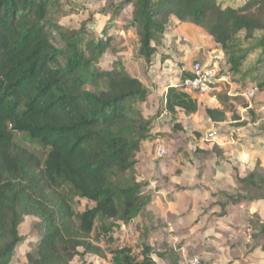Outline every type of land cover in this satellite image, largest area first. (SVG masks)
I'll return each mask as SVG.
<instances>
[{
    "label": "trees",
    "instance_id": "trees-1",
    "mask_svg": "<svg viewBox=\"0 0 264 264\" xmlns=\"http://www.w3.org/2000/svg\"><path fill=\"white\" fill-rule=\"evenodd\" d=\"M128 7L129 18L120 22ZM57 10L59 0H0V264H13L25 217L37 219L40 235L24 264H71L86 255L105 261L93 238L98 221L128 225L147 206L136 158L146 141L159 138L151 126L164 108L148 120L132 113L146 86L121 69H98L111 31L131 32L147 67L174 24L193 25L220 47L234 86L264 94V0H123L101 10L108 19L97 37L87 29L94 13L69 29L52 20ZM165 108L174 119L173 106ZM206 117L226 119L215 109ZM17 135L41 156L18 144ZM233 181L241 191L259 192L250 200L264 204V179L251 173ZM74 199L91 205L75 213ZM251 218L249 250L263 251L264 217ZM109 254L117 264H157L146 245L137 255L128 247Z\"/></svg>",
    "mask_w": 264,
    "mask_h": 264
},
{
    "label": "crops",
    "instance_id": "crops-1",
    "mask_svg": "<svg viewBox=\"0 0 264 264\" xmlns=\"http://www.w3.org/2000/svg\"><path fill=\"white\" fill-rule=\"evenodd\" d=\"M163 41L168 50L160 47L149 66H144L142 70L143 72L146 70V77L153 84L157 82L156 86H149L143 82V78L130 75L138 78L148 89L146 101L141 102L142 116L148 120L156 113L158 107H163L166 99L173 106L176 116L171 119L170 112L163 107V112L151 126L152 134L163 136L166 134L162 130L165 124L170 123L169 127H173L176 122L180 124L182 119H186L191 129L181 123L183 129L181 133L179 132L181 135L185 133L187 137H201V141L207 139L208 142L205 143L218 146L222 154L215 155L209 151V147L201 148L198 145L204 151L203 159L191 160L187 157L188 159L179 162L178 166H169L160 171L154 165L150 148L152 143H155L156 153L158 146L163 143L159 138L146 141L137 155L135 174L138 182L146 183L142 192L147 196V206L130 224H122L138 242V247L131 248V245L125 247L131 248L133 253L137 254L143 245L149 246L155 254L157 264H187L193 255L200 257L204 264H252L250 262L255 261L256 257L264 255V250L257 248L250 251L249 233L247 240L242 239L244 242L240 243L234 225L221 220L229 217L233 210H237L236 208L241 211L243 205L231 201L226 196H232L237 189L233 177L237 174L240 176L243 164L250 160L252 154L264 153V143L251 137L233 140L232 135L236 132L239 135L240 128L223 126L235 124V121L229 123L226 119L223 122L209 121L206 109L223 112L220 97L223 89L214 96H199L183 88L177 92L173 91L174 86L180 81L178 75L184 70L187 72L193 62L200 61L212 68L220 67V62L216 60L222 58L220 47L208 34L193 25L176 23L169 33L165 34ZM162 55L166 56L164 61L161 59ZM234 87L236 86L233 84L229 86L232 91ZM180 93L183 97L184 95L190 97L194 105L176 104L174 99L180 97ZM226 95L234 96L230 92ZM148 98H153L149 100V107ZM145 110L154 113L147 118ZM196 117L201 118V124L194 121ZM172 130L173 128L169 131L174 133ZM169 133H167L169 136L178 137ZM203 162L205 165L201 166ZM236 164L241 166L238 167ZM156 172L163 174L156 177ZM168 173L170 174L167 175ZM217 211L218 214H222L219 218L215 215ZM244 220L240 223L247 222L246 227L249 228L248 219ZM243 230L240 231L242 235L245 234ZM109 256H111L109 252H106V259ZM259 260H261L259 264H264V258L260 257ZM104 262L106 260L98 259V262L93 264Z\"/></svg>",
    "mask_w": 264,
    "mask_h": 264
},
{
    "label": "rangeland",
    "instance_id": "rangeland-1",
    "mask_svg": "<svg viewBox=\"0 0 264 264\" xmlns=\"http://www.w3.org/2000/svg\"><path fill=\"white\" fill-rule=\"evenodd\" d=\"M123 0H59V10H57L52 15V20L58 22L59 25L69 28V29H78L81 21H85L90 13H94V18L89 21L87 25L88 32H90L91 35L97 37L99 33L101 32V29L104 24H106L108 15L103 14L101 10L103 9H110L113 6L119 5L122 3ZM130 10H132L130 7L126 8L125 11L122 12L120 16V22L125 21L129 18ZM120 25V24H119ZM112 36V42L109 47V49L106 51L105 55L100 60V63L98 65V69L103 70H110L112 68L121 69L125 71L127 74L132 76H137L140 78H143V82L148 83L149 86H156L157 82L153 84L147 77H146V70L143 72V68L145 64L143 63V60H138V45L136 39H134V36L131 34V32L127 31L124 33H121L118 31H111ZM57 38V36H56ZM58 39V38H57ZM54 39L53 43L56 46H61L60 42ZM161 43V40H160ZM164 50L167 49V45H165V42L163 41V44L161 45ZM177 53V52H176ZM152 59V58H151ZM213 60V58H212ZM217 62H220V67H216L218 71V75L226 77L227 73V66L224 63V59L217 58ZM215 68V70H216ZM183 75V73H181ZM178 75V80H180V76ZM228 81L230 79L228 78ZM178 84V83H177ZM175 88H173V91L176 92L181 89V86L175 85ZM222 93H221V99L223 102V112L226 114V122H232L235 121V124H225L223 127L228 126H235L236 128H240L239 135H237V132L232 135L231 138L233 140L237 141L238 139H245V138H253L256 140L263 141L264 143V94L255 92L254 97L250 101H246V99L241 95V89L238 87H234L233 91L230 90L228 85L222 86ZM227 92H230L231 95L234 94V96L228 97L226 95ZM181 94V93H180ZM181 94L180 97L175 98L176 104H179L181 106L193 104V100L184 95V97ZM168 98V97H167ZM153 99V98H152ZM149 99L147 100V106H150ZM146 101V99L144 100ZM162 100H160L161 102ZM168 103V100L165 99V104L163 107L165 108L166 104ZM141 102H137L134 105L133 112H142L141 111ZM191 106V105H190ZM148 107H146L148 109ZM154 112H151L149 110V113L147 110L144 111V114L148 115L147 118H149ZM154 115V114H153ZM143 117V116H142ZM144 118V117H143ZM194 121L196 123L201 124V118L196 117ZM171 119H173V116L171 115ZM178 121V120H176ZM186 119H182L181 123L187 125L186 127L188 129H191V125L186 122ZM181 123L177 125L181 128ZM170 123L165 124L164 127H162L163 132H165V135H159L162 137H159L160 142L163 144L159 145L162 146L165 149V155L163 157L158 156V148L155 153V143H152V154L154 157V165L156 166L157 170L164 171V168H168L169 166H178L179 162L185 161L187 157L191 158V160H198L203 159L205 155H203V150L201 148L209 147V151L215 155L221 156V151L219 150L218 146H210V143L207 139L202 141L200 140L201 137H187L184 133V135H181V131L178 130L174 133H171V128L169 127ZM193 127V126H192ZM222 127V126H221ZM175 136L178 135V137H172L169 136L167 133ZM180 132V133H179ZM22 135L16 136V142L18 144L24 145L26 147H29L30 149L34 150L39 156H41L40 149L33 144H30L26 142ZM225 139V137L223 138ZM263 139V140H262ZM224 141V140H222ZM151 143V142H150ZM202 144V145H201ZM199 145V147H198ZM158 146V147H159ZM264 146V145H263ZM261 148V147H259ZM253 156L250 157L246 164H243V169L240 170V177H245L248 174L255 173L257 175V182L258 180L264 179V153L259 154H252ZM185 156V158H184ZM187 158V159H188ZM191 164V163H190ZM205 165L204 162L201 166ZM183 166V165H182ZM236 166H241L240 164H236ZM163 174V172H156L155 176L160 177ZM168 173L167 175H169ZM238 175V174H237ZM239 176V175H238ZM234 194H238L243 198H248V200L244 202H240L243 206H241V211L236 208L237 210H233V213H230L229 217H226L222 219L221 221L224 223H232L234 228L236 229L237 235L239 237L240 243H243L244 241L242 239L247 240V235H251L254 230L251 228L246 227L247 222H242L245 218H247V221H253V214H257L260 218L264 217V204L262 203H254L250 199H252L255 196L260 195L259 192L253 191L252 189L247 191H241L239 189H236ZM91 203L86 202L84 200H77L74 199L72 203V207L75 213L82 212L85 208L89 207ZM221 211V210H220ZM224 214V213H223ZM216 217L219 218L221 215L218 214V211L216 212ZM244 220V221H246ZM37 219L34 217H25L23 218V221L18 229L19 235L24 238V242L18 246L16 250V254H14V263L13 264H24V253L29 252L30 250L34 249L35 243L39 237V233L34 230V225L36 224ZM248 222V224H249ZM251 226V225H250ZM252 227H255L252 225ZM245 230V234H241V230ZM128 229H124L121 223H116L112 225V223L108 222L103 224L101 221H98L96 226V231L93 234L94 240H96L99 245L104 249L105 252H112L120 247H125L126 245H131L130 247H138V242H136V239L132 238L131 232L129 230V233L127 231ZM243 230V231H244ZM249 240V239H248ZM249 248L252 246V241L249 240ZM259 251V250H258ZM136 254V253H134ZM138 254V253H137ZM136 254V255H137ZM197 256V255H193ZM113 256H109L108 259H106V262L104 264H117L116 261L112 258ZM192 257V256H191ZM261 258H264V255L260 256ZM260 257H256L255 261L252 260L250 263L252 264H259L261 260ZM98 262L97 258H94L90 255H86L83 257V259L76 258L71 264H93Z\"/></svg>",
    "mask_w": 264,
    "mask_h": 264
},
{
    "label": "built area",
    "instance_id": "built-area-1",
    "mask_svg": "<svg viewBox=\"0 0 264 264\" xmlns=\"http://www.w3.org/2000/svg\"><path fill=\"white\" fill-rule=\"evenodd\" d=\"M231 82L228 81V77L219 76L217 69L205 66L202 62H193L190 69L184 76L180 78L179 85L181 88L195 93L199 96H214L220 92L222 86H231ZM255 90L249 88L241 92V95L250 101L254 95ZM158 156L163 157L165 155V149L162 146L158 147ZM187 264H204L202 259L198 256H193Z\"/></svg>",
    "mask_w": 264,
    "mask_h": 264
}]
</instances>
